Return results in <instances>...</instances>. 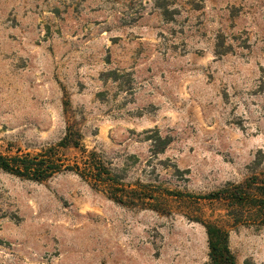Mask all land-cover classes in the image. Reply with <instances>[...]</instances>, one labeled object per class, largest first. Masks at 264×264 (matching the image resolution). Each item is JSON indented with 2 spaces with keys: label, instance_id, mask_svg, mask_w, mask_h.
<instances>
[{
  "label": "rangeland",
  "instance_id": "1",
  "mask_svg": "<svg viewBox=\"0 0 264 264\" xmlns=\"http://www.w3.org/2000/svg\"><path fill=\"white\" fill-rule=\"evenodd\" d=\"M52 152L96 153L125 202L0 168V264H210L203 223L264 264V225L204 197L264 185V0H0V154Z\"/></svg>",
  "mask_w": 264,
  "mask_h": 264
},
{
  "label": "trees",
  "instance_id": "2",
  "mask_svg": "<svg viewBox=\"0 0 264 264\" xmlns=\"http://www.w3.org/2000/svg\"><path fill=\"white\" fill-rule=\"evenodd\" d=\"M80 133H76L70 125L59 146L82 148ZM158 148L164 147L168 141L159 137ZM52 147L50 150H53ZM85 153L87 150L83 147ZM52 153L31 156L29 153L4 155L0 154V168L28 179L42 181L65 171H76L89 178L97 185L108 187L114 200L125 202V194L120 193L125 188L111 170L98 158L96 153L87 155L84 165L67 164L56 158ZM204 197L223 200L227 205V216L233 225H264V185H258L256 179H250L242 184L229 183L226 186L210 192ZM208 235L210 248V264H237L236 255L230 246V230L213 223H203Z\"/></svg>",
  "mask_w": 264,
  "mask_h": 264
}]
</instances>
